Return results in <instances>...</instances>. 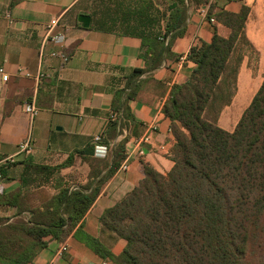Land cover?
<instances>
[{"label": "crops", "instance_id": "1", "mask_svg": "<svg viewBox=\"0 0 264 264\" xmlns=\"http://www.w3.org/2000/svg\"><path fill=\"white\" fill-rule=\"evenodd\" d=\"M262 2L208 0L192 9L184 34L172 45L171 56L151 74L140 77L138 95L129 102L132 121L122 135L106 144L114 91L125 86L126 77L133 69H146L141 41L135 34L157 31L155 22L152 27L141 22L142 17L156 21L157 3L153 0H0V66L9 77L4 82L0 75V219L12 220L17 214V208L4 204L2 197L18 190L36 194V201L29 203L40 208L45 199L56 193L58 175L70 189L85 187L92 180L90 162L94 165L111 160V147L123 137L128 138L125 145L128 169L119 168L102 185L80 222L82 230H77L79 223L62 240L47 238V246L29 264H115L94 253L84 243L85 234L97 238L113 254H120L126 242L101 225V215L139 185L145 175L144 165L162 175L173 167L169 154L175 139L162 108L172 87L184 83L195 68L193 62L186 60L190 48L202 42L210 43L214 31L222 37L229 35V29L219 24L210 11L224 9L236 14L243 6L248 7L245 35L260 52V64H264V39L248 30V22ZM146 5L148 8L144 9ZM203 8L209 11L207 18L200 14ZM159 10L167 14L166 4L160 3ZM80 15L90 17L88 28L79 22ZM210 18L215 22H210ZM54 20L56 25L50 31ZM49 33L63 34L64 47L48 41ZM52 51H63L67 61L50 56ZM20 70L30 76L19 74ZM243 102L240 94L235 111ZM30 104L37 109L34 116L24 111ZM231 124L223 129L231 132ZM96 135H101V143L109 147L105 157L94 153ZM147 135L150 141L142 144L144 150L140 154L138 144ZM28 138L32 141L31 150L19 152V145ZM78 151H83V155L77 154ZM70 155H73L72 164L55 170ZM9 158L14 162L6 161ZM107 171L102 170L99 177ZM63 245L67 251L59 255Z\"/></svg>", "mask_w": 264, "mask_h": 264}, {"label": "trees", "instance_id": "2", "mask_svg": "<svg viewBox=\"0 0 264 264\" xmlns=\"http://www.w3.org/2000/svg\"><path fill=\"white\" fill-rule=\"evenodd\" d=\"M153 1L158 6L156 21L142 17L141 22L151 27L155 22L157 31L135 34L146 69H133L125 86L114 91L106 144L132 121L129 102L138 95L140 77L171 56L189 12L208 0ZM162 2L165 15L159 10ZM248 12L246 6L236 14L210 11L230 33L222 37L214 31L210 43L190 48L186 60L195 68L184 83L172 87L163 105L175 139L169 154L173 167L162 175L144 165L139 185L101 215V225L126 242L120 254L85 234L84 243L103 259L115 264H245L249 228L264 215V82L232 132L219 127L217 120L236 93L243 61L237 44H250L245 35ZM127 141L125 136L111 147V160L90 162L92 180L85 187L70 189L58 175L56 193L40 208L25 204L32 192L18 190L2 197L4 204L17 208L13 219L21 220L0 219V227L7 225L5 234L0 230V264H29L47 246V238L62 240L78 226L102 185L127 158ZM72 162L70 155L55 170ZM82 228L80 223L77 230Z\"/></svg>", "mask_w": 264, "mask_h": 264}, {"label": "rangeland", "instance_id": "3", "mask_svg": "<svg viewBox=\"0 0 264 264\" xmlns=\"http://www.w3.org/2000/svg\"><path fill=\"white\" fill-rule=\"evenodd\" d=\"M248 30L264 39V2L260 4L255 15L248 22ZM236 53L243 55V61L237 75L236 93L231 103L222 109L217 120V124L221 128H228V124L233 123L231 124V132L234 130L242 113L250 105L262 82H264V64H260V52L251 43L247 44L244 41H240L237 44ZM240 94L241 99L245 102H243L241 108L235 111ZM36 199V194H28L25 204L28 203L30 205L29 201H36ZM19 220L21 218L12 219V223ZM0 230L5 234L7 225H1ZM245 256V264H264V215L249 228V240Z\"/></svg>", "mask_w": 264, "mask_h": 264}, {"label": "built area", "instance_id": "4", "mask_svg": "<svg viewBox=\"0 0 264 264\" xmlns=\"http://www.w3.org/2000/svg\"><path fill=\"white\" fill-rule=\"evenodd\" d=\"M200 14L202 15L203 18H207L208 17V9L203 8L200 10ZM210 22H215L214 19L210 18L209 19ZM56 25V20L53 21L51 27H50V31L52 30V28ZM48 41H50L51 43H53L54 45L58 46L59 48H63L64 44H65V36L63 34H48ZM50 56L52 57H57L59 58L62 62H66L67 61V55L63 52V51H52L50 53ZM19 74L29 77L30 74L26 71L20 70ZM0 75L2 77V81L6 82L8 81V75L5 74V70L3 66H0ZM24 111L26 113H28L30 116H34L37 113V109L33 106V105H26L24 107ZM112 118H117V116L115 114L111 115ZM101 135H96L93 139L95 145H94V153L96 156L99 157H105L108 154L109 151V147L106 144H102L101 143ZM150 141L149 135L143 137L141 139V142H139L138 144V153L142 154L143 153V146L142 144H148ZM32 148V141L31 138L26 139L25 141H23L20 145H19V152H29ZM9 162H14V160L12 158H9L8 160ZM128 161H129V157L127 156V158L125 159V161H123V163L120 166V170L122 171H126L128 169ZM67 251V246L63 245L60 247L58 254L61 255L62 253ZM49 264H53V262H50Z\"/></svg>", "mask_w": 264, "mask_h": 264}, {"label": "water", "instance_id": "5", "mask_svg": "<svg viewBox=\"0 0 264 264\" xmlns=\"http://www.w3.org/2000/svg\"><path fill=\"white\" fill-rule=\"evenodd\" d=\"M78 20L84 28H88L90 26V17L89 16L80 15Z\"/></svg>", "mask_w": 264, "mask_h": 264}]
</instances>
